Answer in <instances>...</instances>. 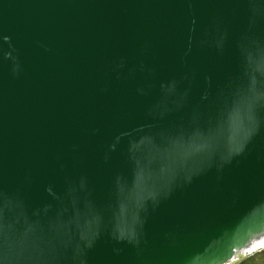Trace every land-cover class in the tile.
<instances>
[{"label":"water","instance_id":"obj_1","mask_svg":"<svg viewBox=\"0 0 264 264\" xmlns=\"http://www.w3.org/2000/svg\"><path fill=\"white\" fill-rule=\"evenodd\" d=\"M262 249L264 0H0V264Z\"/></svg>","mask_w":264,"mask_h":264},{"label":"rangeland","instance_id":"obj_2","mask_svg":"<svg viewBox=\"0 0 264 264\" xmlns=\"http://www.w3.org/2000/svg\"><path fill=\"white\" fill-rule=\"evenodd\" d=\"M235 264H264V249L245 256Z\"/></svg>","mask_w":264,"mask_h":264}]
</instances>
